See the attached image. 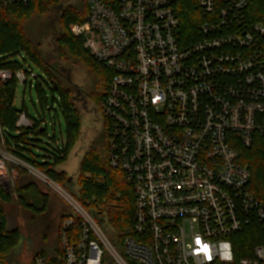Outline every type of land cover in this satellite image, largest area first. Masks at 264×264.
<instances>
[{
  "label": "built area",
  "instance_id": "built-area-1",
  "mask_svg": "<svg viewBox=\"0 0 264 264\" xmlns=\"http://www.w3.org/2000/svg\"><path fill=\"white\" fill-rule=\"evenodd\" d=\"M188 1L199 24L194 37L183 33L178 0H87L85 21L71 30L112 73L100 104L108 164L135 197L132 234L121 243L9 152L0 123V187L12 194L23 172L72 210L59 226V264H264V235L251 256L238 259L233 247L249 226L264 230V198L242 162V149L264 150V24L249 21L252 0ZM28 3L0 0V9ZM35 78L27 66L0 69V86L16 80L32 90ZM33 125L21 112L17 128ZM33 264L50 262L38 255Z\"/></svg>",
  "mask_w": 264,
  "mask_h": 264
},
{
  "label": "trees",
  "instance_id": "trees-1",
  "mask_svg": "<svg viewBox=\"0 0 264 264\" xmlns=\"http://www.w3.org/2000/svg\"><path fill=\"white\" fill-rule=\"evenodd\" d=\"M64 0H29L26 4H17L0 9V69L19 70L29 65L28 70L36 74L33 88L36 89L42 112L37 109L40 118L35 119L31 129H18L17 121L22 110L14 107V100L18 83L12 80L0 86V123L5 130L6 149L24 159L33 167L45 173L51 180L63 187L89 211L98 224L109 235L113 242L119 244L124 238L132 234L134 224L135 197L133 189L126 183L123 173L110 168L107 156V140L94 145L80 164L81 181L77 190L69 182L58 167L70 148L81 135V117L74 104L71 92L61 86L54 78L52 70L47 66L38 47L30 40L27 33V24L35 16L48 15L53 7H60ZM110 2L112 0H104ZM177 9L183 22V33L194 37L198 33L199 24L194 17L195 2L178 0ZM88 14L87 0L83 10L68 7L61 14L63 24V43L72 53L85 55L92 66L100 73L99 82L103 88L99 104L106 97L111 82L112 73L104 65L97 62L90 51L85 47V40L72 35V27L82 24ZM249 21L264 24V0H252L246 10ZM20 56L21 61L14 57ZM38 68L36 72L30 65ZM30 86V85H29ZM52 98H50L49 93ZM58 93V98L56 94ZM59 107V109L57 108ZM53 111V112H52ZM60 111V112H59ZM26 112V111H25ZM49 112L52 120L63 117L66 124V138L63 146H58L48 155L37 156L34 149H38L41 138L47 136ZM28 113V112H27ZM61 115V116H60ZM54 122V121H53ZM19 134L13 136V133ZM12 133V134H11ZM243 164L249 166L252 174L251 190L259 198H264V150L260 144L250 149H242ZM84 175L87 176L84 178ZM25 173L21 172L17 187L22 191L33 192L34 201L21 199L22 206L41 214L46 211L48 200L40 195L35 183L24 180ZM80 183V184H79ZM38 193L40 197L35 193ZM10 195L0 187V210L3 214V228L0 232V263H5L11 251L21 240L19 230L9 231L5 205L10 202ZM264 230L258 223L253 224L245 231L233 238L236 257L244 258L253 254V249L262 243ZM47 257L50 264H59L63 260V253L58 242L57 248Z\"/></svg>",
  "mask_w": 264,
  "mask_h": 264
},
{
  "label": "rangeland",
  "instance_id": "rangeland-1",
  "mask_svg": "<svg viewBox=\"0 0 264 264\" xmlns=\"http://www.w3.org/2000/svg\"><path fill=\"white\" fill-rule=\"evenodd\" d=\"M85 3L86 0H64L61 8L53 7L48 15L35 16L27 24L28 37L39 48L45 63L52 70L54 78L63 88L71 92L75 107L81 117V135L58 167L59 172L72 179V186L75 190L82 178L80 176L81 161L91 148L103 139L100 124L97 123L103 88L101 89L102 85L100 84L98 91L94 92L92 87L95 77L100 79V73L85 55L72 53L63 43L64 30L61 19L63 10L68 7L83 10ZM14 59L21 61L20 56L14 57ZM30 65L38 72V68L34 64L30 63ZM27 67L29 68V65ZM48 93L52 98L51 93ZM56 97H59L58 93ZM14 107L19 111L28 112L35 119L40 118L37 109L42 112L37 91L35 88L31 90L30 86L27 89L24 86H18ZM57 108L59 109V107ZM47 118L49 121L47 136L42 137L38 149H34V153L40 157L48 155L49 151L53 152L58 148L62 139L66 138V124L63 117L61 116L60 120H56L54 124L51 123L49 112H47ZM18 134L19 132L13 133V136ZM85 177L87 176L84 175ZM27 182L35 183L38 189L54 195L53 191L33 177H29ZM32 194L33 192L22 191L18 187L12 188L10 202L5 205L7 229L9 231L19 230L21 240L19 245L11 251L6 262L0 264H33V259L36 256L40 254L49 256L57 248L55 208H59L61 202L52 196L51 202L48 198L49 211L37 214L24 208L21 203V199L32 203L35 198L31 197ZM70 194L72 195V193ZM62 205L65 212H72L64 201Z\"/></svg>",
  "mask_w": 264,
  "mask_h": 264
},
{
  "label": "crops",
  "instance_id": "crops-1",
  "mask_svg": "<svg viewBox=\"0 0 264 264\" xmlns=\"http://www.w3.org/2000/svg\"><path fill=\"white\" fill-rule=\"evenodd\" d=\"M28 178H29V176L25 175L24 180H26V182H27ZM38 192L40 193V195L45 196V198H47V200L49 198L50 202L52 201L53 197L55 198V200L57 199L59 202H61V206L59 208H55V221H56L55 231H56V235H57V244H58V242H59V240H58L59 235L58 234H59L60 222H61L62 218L65 217L66 215H68L69 213L65 212V208L62 205L63 201L57 195H55V194L51 195V193H46L43 190H41L40 188H39ZM35 194H36V196L38 195L40 197V195L37 192ZM31 197H34V196L32 195ZM47 211H49L48 207L46 208L45 212H47Z\"/></svg>",
  "mask_w": 264,
  "mask_h": 264
},
{
  "label": "flooded vegetation",
  "instance_id": "flooded-vegetation-1",
  "mask_svg": "<svg viewBox=\"0 0 264 264\" xmlns=\"http://www.w3.org/2000/svg\"><path fill=\"white\" fill-rule=\"evenodd\" d=\"M99 85H100V82H99V79L95 77L94 81H93V85L92 87L94 88V92L99 88ZM101 89H102V86H101ZM98 91V90H97ZM96 91V92H97ZM103 95V94H102ZM97 123L100 124V127H101V132H102V137L103 139L105 138L106 139V126H105V121L99 111V113L97 114Z\"/></svg>",
  "mask_w": 264,
  "mask_h": 264
},
{
  "label": "water",
  "instance_id": "water-1",
  "mask_svg": "<svg viewBox=\"0 0 264 264\" xmlns=\"http://www.w3.org/2000/svg\"><path fill=\"white\" fill-rule=\"evenodd\" d=\"M71 180H72V179L70 178V179H69V182H71Z\"/></svg>",
  "mask_w": 264,
  "mask_h": 264
}]
</instances>
